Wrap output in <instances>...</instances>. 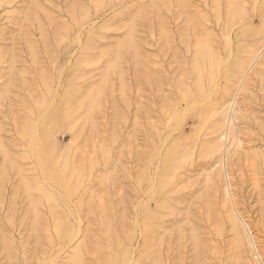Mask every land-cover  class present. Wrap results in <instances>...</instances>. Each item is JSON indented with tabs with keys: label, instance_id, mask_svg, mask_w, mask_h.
<instances>
[{
	"label": "rangeland",
	"instance_id": "1",
	"mask_svg": "<svg viewBox=\"0 0 264 264\" xmlns=\"http://www.w3.org/2000/svg\"><path fill=\"white\" fill-rule=\"evenodd\" d=\"M0 264H264V0H0Z\"/></svg>",
	"mask_w": 264,
	"mask_h": 264
},
{
	"label": "bare ground",
	"instance_id": "2",
	"mask_svg": "<svg viewBox=\"0 0 264 264\" xmlns=\"http://www.w3.org/2000/svg\"><path fill=\"white\" fill-rule=\"evenodd\" d=\"M245 74V73H244ZM247 77V76H246ZM233 103H236V100H234V101H232ZM232 104V103H231ZM232 105H234V104H232ZM228 121H229V119H228ZM227 121V122H228ZM230 122V121H229ZM229 124V123H228ZM227 131H229V129L227 130ZM226 131V132H227ZM229 134V133H228ZM224 136V135H223ZM227 136V135H226ZM236 139V138H235ZM35 140L36 141H38L39 140V135H36L35 136ZM236 141V140H235ZM217 143H218V141H217ZM234 144V143H233ZM241 146V141H240V139H237V141H236V147H240ZM233 147V146H232ZM225 159V158H224ZM235 207V206H234ZM232 208V207H231ZM233 209V208H232ZM234 211V210H233ZM235 212V211H234ZM234 214V213H233ZM237 222V221H236ZM236 224V223H235ZM238 225V224H237ZM237 227V226H236Z\"/></svg>",
	"mask_w": 264,
	"mask_h": 264
}]
</instances>
